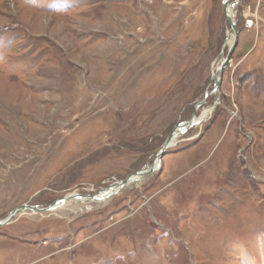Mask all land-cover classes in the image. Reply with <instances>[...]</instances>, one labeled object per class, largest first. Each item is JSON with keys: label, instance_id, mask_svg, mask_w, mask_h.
<instances>
[{"label": "rangeland", "instance_id": "obj_1", "mask_svg": "<svg viewBox=\"0 0 264 264\" xmlns=\"http://www.w3.org/2000/svg\"><path fill=\"white\" fill-rule=\"evenodd\" d=\"M230 2L234 49L225 0H0V220L150 166L230 57L158 170L19 214L0 264H264V0Z\"/></svg>", "mask_w": 264, "mask_h": 264}, {"label": "water", "instance_id": "obj_2", "mask_svg": "<svg viewBox=\"0 0 264 264\" xmlns=\"http://www.w3.org/2000/svg\"><path fill=\"white\" fill-rule=\"evenodd\" d=\"M228 2H230V0H225L224 9H225V13L227 16V20L231 24L230 33H233L234 35H236L235 41L232 44V49H234L236 46L237 38H238V30H237V26H236V20L233 17H231L227 12ZM233 7H234V4H233ZM229 63H230V57H227L222 62L221 66L218 67L217 71L213 75L214 92H215V95L217 97V104L212 109L209 110L208 115H210L212 113V111L218 106V104L220 102V98H221V93H220V88H221L220 81L221 80H220V78H221V75H222L224 68L227 67V65H229ZM202 103H200L199 106ZM201 121H203V119L200 116L193 115V117L190 120L185 121L183 123H180L178 126H176L173 129L172 133L165 140L164 144L161 146V148L157 152L154 162L150 166H146L145 168H143L137 172L131 173L130 175H128L124 179L119 180L116 184H113L107 188L104 187L93 195H88V194L79 193V192L70 193V194H67L66 196L54 201L53 203H51L47 206H44V207L29 205V204H23V205L17 207L16 209H14L13 211H11L7 217L0 220V227L9 224L10 222H12L15 219L16 216H18L19 214H21L25 211H33V212L53 211V210L61 207L62 205H64L67 201H70L73 199L84 200V201H96L101 196L108 197V196H111V195L117 193L120 189L124 188L125 186L132 183L133 181L138 180L140 178H143V177L147 176L148 174L154 173L156 170H158L160 168L161 163H162L163 155L165 154V152L170 147H172L173 141L178 136L183 135L189 128L200 123ZM157 163H160V165L158 166Z\"/></svg>", "mask_w": 264, "mask_h": 264}, {"label": "bare ground", "instance_id": "obj_3", "mask_svg": "<svg viewBox=\"0 0 264 264\" xmlns=\"http://www.w3.org/2000/svg\"><path fill=\"white\" fill-rule=\"evenodd\" d=\"M239 4V3H238ZM227 6H228V9H227V12H228V14L231 16V17H233L234 19H235V17H234V13H233V9L236 7L235 5H234V8H233V3L232 2H228V4H227ZM231 36H230V38H229V45L232 47V44L234 43V41H235V37H236V35H234L233 33H231L230 34ZM141 41V40H140ZM120 82V81H119ZM210 110V109H209ZM209 110H205L201 115H200V117L204 120L207 116H208V112H209ZM179 137L180 136H178L174 141H173V144H172V146L173 145H175L176 144V142H177V140L179 139ZM157 165L159 166L160 165V163H157ZM142 179H144V177L143 178H140V179H138V180H135V181H133L132 183H130V184H138V183H140L141 181H142ZM129 185V184H128ZM81 201H84V200H81ZM65 205V204H64ZM64 205H62V206H64ZM61 206V207H62ZM68 206V205H67Z\"/></svg>", "mask_w": 264, "mask_h": 264}, {"label": "crops", "instance_id": "obj_4", "mask_svg": "<svg viewBox=\"0 0 264 264\" xmlns=\"http://www.w3.org/2000/svg\"><path fill=\"white\" fill-rule=\"evenodd\" d=\"M169 1V0H168Z\"/></svg>", "mask_w": 264, "mask_h": 264}]
</instances>
